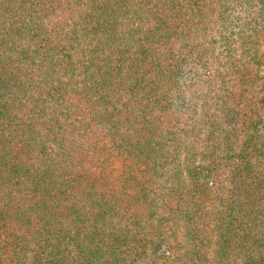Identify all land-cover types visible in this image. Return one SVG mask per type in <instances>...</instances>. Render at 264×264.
<instances>
[{"label": "trees", "instance_id": "trees-1", "mask_svg": "<svg viewBox=\"0 0 264 264\" xmlns=\"http://www.w3.org/2000/svg\"><path fill=\"white\" fill-rule=\"evenodd\" d=\"M259 34L264 0H0V264H264ZM192 69L206 110L150 112Z\"/></svg>", "mask_w": 264, "mask_h": 264}, {"label": "rangeland", "instance_id": "rangeland-1", "mask_svg": "<svg viewBox=\"0 0 264 264\" xmlns=\"http://www.w3.org/2000/svg\"><path fill=\"white\" fill-rule=\"evenodd\" d=\"M55 5H57V3H54ZM49 10H51V8H49ZM208 21H212L211 19L207 20V28H203L201 30H199L198 34L199 35H203L205 36L207 39L209 38L208 34L209 31H211V27H210V23ZM194 22L197 23L198 27H201L204 22V20L200 21L198 19L194 18ZM206 24V23H205ZM259 41L261 43H264V35L263 34H259L258 36ZM179 39L181 41V38L179 36ZM264 45V44H261ZM262 48V47H261ZM260 51V50H259ZM263 69L264 67H260L258 70V76L259 79L260 77L263 76ZM204 72L203 70H201V73ZM195 73H196V69H192L190 70V73H187L186 71H182L181 72V76H179V79H175V85L176 87L174 88V94L172 95L171 93L168 94L166 96L167 100L166 102H171L173 104V106H168L167 108H161L160 103L157 104V107L153 109L149 110L154 111V113H156V111H160L163 115L168 114V112H174L175 114H180L186 110V111H190L193 115L196 113L197 109H199L202 104H203V112L206 110L210 99L208 98V96L214 94L211 86L215 89L216 86H214V83L209 82L208 85L207 84H203V77H195ZM150 105V104H148ZM181 114V115H182ZM195 121V120H194ZM262 155V154H261ZM263 156V161H264V155ZM208 157H206V159L203 161L202 158H195L193 161V165L196 167L197 171H200L201 168H206L207 164H208ZM221 167L219 168V171L221 173H223L225 176L230 175V162L228 164V160L225 161H219ZM264 167V163H262V166ZM202 172V171H200ZM262 172V176L264 177V169L261 171ZM226 173V174H225ZM224 176V177H225ZM176 186L181 187L182 184H186L188 182L187 177L185 176V174H182L178 177H176ZM223 180V184L226 185L227 181L226 179L222 178ZM207 184L209 186H211V182H207ZM224 188H226V186H224ZM261 191H263L264 193V182H263V186L261 187ZM209 209H211V207L209 208V206L205 205V210L209 211ZM145 263H147L146 261H143Z\"/></svg>", "mask_w": 264, "mask_h": 264}]
</instances>
